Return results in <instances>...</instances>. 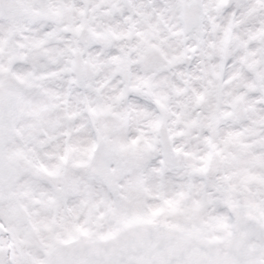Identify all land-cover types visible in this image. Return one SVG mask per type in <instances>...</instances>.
<instances>
[{
    "label": "clouds",
    "instance_id": "9594fccd",
    "mask_svg": "<svg viewBox=\"0 0 264 264\" xmlns=\"http://www.w3.org/2000/svg\"><path fill=\"white\" fill-rule=\"evenodd\" d=\"M0 264H264V0H0Z\"/></svg>",
    "mask_w": 264,
    "mask_h": 264
}]
</instances>
